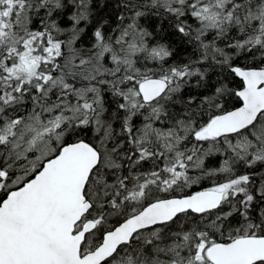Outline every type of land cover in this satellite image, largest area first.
<instances>
[{"label":"snow or ice","instance_id":"snow-or-ice-1","mask_svg":"<svg viewBox=\"0 0 264 264\" xmlns=\"http://www.w3.org/2000/svg\"><path fill=\"white\" fill-rule=\"evenodd\" d=\"M0 264H264V0H0Z\"/></svg>","mask_w":264,"mask_h":264}]
</instances>
